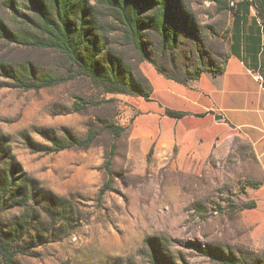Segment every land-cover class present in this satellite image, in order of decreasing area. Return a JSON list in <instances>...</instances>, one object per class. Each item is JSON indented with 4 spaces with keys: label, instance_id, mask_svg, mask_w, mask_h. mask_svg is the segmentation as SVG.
Returning a JSON list of instances; mask_svg holds the SVG:
<instances>
[{
    "label": "rangeland",
    "instance_id": "1",
    "mask_svg": "<svg viewBox=\"0 0 264 264\" xmlns=\"http://www.w3.org/2000/svg\"><path fill=\"white\" fill-rule=\"evenodd\" d=\"M8 1L0 0V18L16 27ZM15 1L32 13L30 0ZM254 1L258 15L263 6ZM241 3L177 0L164 44L146 30V59L121 31L109 29L111 45L132 64L150 98L105 92L83 75L41 89L18 87L7 68L31 62L62 76L71 64L58 51L0 38V64L6 65L0 66V173L13 189L0 219L9 228H30L18 264H225L207 251L234 264H264V169L251 145L236 136L206 154L177 145L158 152L153 138L138 131L150 108L164 115L171 110L161 104L168 93L159 75L181 83L227 56ZM79 97L87 108L78 110ZM111 124L123 133L116 136ZM92 130L90 146L50 151L54 135L85 137ZM31 178L39 183L36 199L23 194Z\"/></svg>",
    "mask_w": 264,
    "mask_h": 264
},
{
    "label": "trees",
    "instance_id": "2",
    "mask_svg": "<svg viewBox=\"0 0 264 264\" xmlns=\"http://www.w3.org/2000/svg\"><path fill=\"white\" fill-rule=\"evenodd\" d=\"M260 1L263 7L258 14L262 16L263 42L258 70L263 72L264 0ZM30 2L31 14L21 11L15 0L8 1V7L18 18L19 23L16 27H12L0 18V38L26 47L58 51L69 61L71 69L70 74L61 76L49 71H40L31 62L11 69L7 68L8 76L17 82L18 87L41 89L83 75L108 93L150 97V89L136 75L132 64L111 45L109 29L121 31L126 42L133 43L140 55L146 59L147 48L144 41L146 30L152 29L158 33L161 43L164 44L171 32L169 23L177 0H98L97 4H89V0H30ZM242 3L247 7L251 4L257 5L254 0H243ZM236 10L238 16L239 8ZM108 18H111V21H108ZM0 66L6 68L5 64ZM213 68L217 71L221 70L219 65ZM203 69L197 70L186 79L178 80L187 82L191 78L195 79ZM79 99L78 110L87 108L89 104L87 99L84 97ZM168 114L174 117L185 115L184 112L174 110H169ZM109 128L116 136H120L125 129L117 124H111ZM96 135L93 130L85 137H78L72 132L65 138L54 135L52 141L56 147L51 148L50 151H59L75 145L88 147ZM28 181L23 194L26 198L32 196L36 199L39 183L32 178ZM12 190L8 175L0 173V207L7 202V195ZM18 192H21V189ZM49 208L47 207L48 210ZM29 229L28 227L24 229V225L9 228L0 219L1 264H18L17 255L23 250L20 241L24 240L23 237L29 233ZM207 253L214 260L222 263H235L228 255L212 251Z\"/></svg>",
    "mask_w": 264,
    "mask_h": 264
},
{
    "label": "crops",
    "instance_id": "3",
    "mask_svg": "<svg viewBox=\"0 0 264 264\" xmlns=\"http://www.w3.org/2000/svg\"><path fill=\"white\" fill-rule=\"evenodd\" d=\"M234 24L221 70L206 67L197 78L181 83L157 77L168 93L162 106L185 113L174 117L150 108L138 131L153 138L158 152L177 145L181 151L206 154L215 143L238 136L251 145L264 169V81L255 76L261 64L262 16L253 12L252 4L242 3ZM144 115L142 111L136 120Z\"/></svg>",
    "mask_w": 264,
    "mask_h": 264
},
{
    "label": "built area",
    "instance_id": "4",
    "mask_svg": "<svg viewBox=\"0 0 264 264\" xmlns=\"http://www.w3.org/2000/svg\"><path fill=\"white\" fill-rule=\"evenodd\" d=\"M240 1H243V0H236V4H231V6L237 7V5L239 4ZM255 76L257 77L258 80L264 81V75L262 74L261 71L257 70L255 72Z\"/></svg>",
    "mask_w": 264,
    "mask_h": 264
},
{
    "label": "bare ground",
    "instance_id": "5",
    "mask_svg": "<svg viewBox=\"0 0 264 264\" xmlns=\"http://www.w3.org/2000/svg\"><path fill=\"white\" fill-rule=\"evenodd\" d=\"M231 4H235L236 0H230Z\"/></svg>",
    "mask_w": 264,
    "mask_h": 264
},
{
    "label": "water",
    "instance_id": "6",
    "mask_svg": "<svg viewBox=\"0 0 264 264\" xmlns=\"http://www.w3.org/2000/svg\"><path fill=\"white\" fill-rule=\"evenodd\" d=\"M218 118H222V116H218Z\"/></svg>",
    "mask_w": 264,
    "mask_h": 264
}]
</instances>
